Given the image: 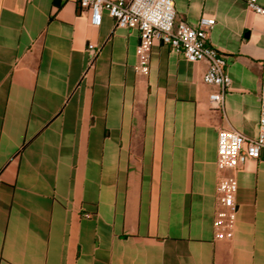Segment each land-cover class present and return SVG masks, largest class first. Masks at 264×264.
<instances>
[{
  "label": "crops",
  "instance_id": "1",
  "mask_svg": "<svg viewBox=\"0 0 264 264\" xmlns=\"http://www.w3.org/2000/svg\"><path fill=\"white\" fill-rule=\"evenodd\" d=\"M214 17L207 61L161 40L135 70L138 29L68 0H0V264H264V159L217 165L218 134L259 133L264 16L246 0H173ZM264 6V0H258ZM238 180L234 235L215 238L221 175Z\"/></svg>",
  "mask_w": 264,
  "mask_h": 264
},
{
  "label": "built area",
  "instance_id": "2",
  "mask_svg": "<svg viewBox=\"0 0 264 264\" xmlns=\"http://www.w3.org/2000/svg\"><path fill=\"white\" fill-rule=\"evenodd\" d=\"M77 3L90 13L92 25H100L104 12L113 17L115 27L138 29L140 43L135 70L147 74L150 70V53L156 40L177 50L189 61H207L203 75L207 84L218 85L210 94L215 106H221L225 92L230 88L231 77L227 60L209 43V32L216 19L202 15L197 25L177 20L173 0H68ZM249 8L264 16V6L258 0H246ZM261 112L259 133L249 137L236 129H221L218 134L217 165L220 170L236 169L249 159H264V67L261 74ZM238 180L234 174L221 175L217 183V196L222 207L216 210L213 221L215 238L229 239L234 235L238 204Z\"/></svg>",
  "mask_w": 264,
  "mask_h": 264
},
{
  "label": "water",
  "instance_id": "3",
  "mask_svg": "<svg viewBox=\"0 0 264 264\" xmlns=\"http://www.w3.org/2000/svg\"><path fill=\"white\" fill-rule=\"evenodd\" d=\"M57 1H60V0H57Z\"/></svg>",
  "mask_w": 264,
  "mask_h": 264
}]
</instances>
